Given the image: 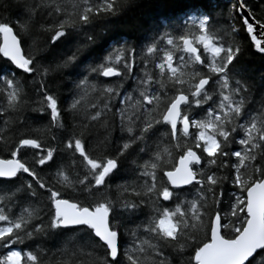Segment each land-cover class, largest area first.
<instances>
[{
  "label": "snow or ice",
  "instance_id": "snow-or-ice-1",
  "mask_svg": "<svg viewBox=\"0 0 264 264\" xmlns=\"http://www.w3.org/2000/svg\"><path fill=\"white\" fill-rule=\"evenodd\" d=\"M135 3L0 0V264H264V0L142 43Z\"/></svg>",
  "mask_w": 264,
  "mask_h": 264
},
{
  "label": "trees",
  "instance_id": "trees-1",
  "mask_svg": "<svg viewBox=\"0 0 264 264\" xmlns=\"http://www.w3.org/2000/svg\"><path fill=\"white\" fill-rule=\"evenodd\" d=\"M11 2L15 3V0ZM228 3L230 0H136L135 5L121 18L116 34L121 39L142 43L146 35L152 31H159L165 22L169 25L172 22L180 24L186 14L195 10L211 11L215 18L223 23L224 18L219 13ZM3 15L15 19L20 15V9L10 7ZM241 36L244 34L241 33ZM240 67L250 84L253 85L254 101H258L264 95V55L257 53L246 37ZM59 94L61 97H66L67 89L61 87ZM251 107H256V104L253 103ZM116 182L121 181L117 179ZM37 243L54 248L58 246L59 241L57 239L35 241L31 242L30 246L35 247Z\"/></svg>",
  "mask_w": 264,
  "mask_h": 264
}]
</instances>
